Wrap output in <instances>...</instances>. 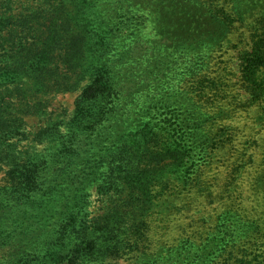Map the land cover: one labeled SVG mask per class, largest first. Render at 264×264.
Listing matches in <instances>:
<instances>
[{
	"label": "trees",
	"instance_id": "obj_1",
	"mask_svg": "<svg viewBox=\"0 0 264 264\" xmlns=\"http://www.w3.org/2000/svg\"><path fill=\"white\" fill-rule=\"evenodd\" d=\"M46 1L0 16V264H264V0H165L154 18L116 0L128 63L140 45L152 62L126 93L102 60L122 27L98 0ZM241 29L235 73L218 54ZM70 92L55 120L49 96ZM40 139L45 154L20 144ZM93 192L124 197L91 217Z\"/></svg>",
	"mask_w": 264,
	"mask_h": 264
},
{
	"label": "rangeland",
	"instance_id": "obj_2",
	"mask_svg": "<svg viewBox=\"0 0 264 264\" xmlns=\"http://www.w3.org/2000/svg\"><path fill=\"white\" fill-rule=\"evenodd\" d=\"M66 2H71V0H65ZM91 1V0H90ZM138 6L140 5V3H145V6H143L141 9L142 11H144L147 14H150L151 18H154L155 15L152 14V12L154 11V9H156V11H161V9L163 11H168V7L167 4L165 2V0H154L156 3H152L151 5H149L146 0H136ZM169 2H171L173 5L175 4L174 0H167ZM175 1H179L180 3L178 4V7L183 8L185 6V4L187 5V1L189 0H175ZM207 1V0H204ZM82 2V0H76V5H80ZM49 1L46 0H12L11 1V7L9 8V2L6 0H0V16H8V15H28L29 13L33 12V11H42L44 9V7L47 9V6H49ZM59 3V0H53L50 4V6L52 4L57 5ZM111 4L114 5L113 7H115L116 9V0H98L96 1V5L95 6H89V4H85L84 6H87L89 8V12L91 13V15L96 16V17H107V19H110V24H112V26L115 29H119L120 27H122V29L124 30V32L120 33V38L119 40L116 42V45L114 44V50L109 54L106 55L102 58V60H106V61H110V63L114 64L115 68L117 69H123L124 71H126L127 74H125V78L123 77V79L125 81H122L121 84V89L123 92H128L130 89H132V84H123L126 81L129 80H133L136 79L133 74H135L136 72H138V68L141 65H149L152 64V62H148L149 59H147L146 57H143L144 53L147 51V46H138L135 49V52L133 54V56H135L136 59V64L131 66V63H128V59L127 56L129 51V47L131 46L132 42L129 40V37H131V32L133 27H129L128 30L124 27V25L127 23L124 20V17H117V13H115V10H113V13L109 12V9L111 7ZM177 8V7H174ZM200 10H205L208 7H198ZM33 9V10H32ZM135 10V9H134ZM168 15V14H167ZM167 15H164V17H169ZM125 21V22H124ZM124 22V24H123ZM78 28H82V23L80 25L77 26ZM153 26L152 24H148V29H145L146 32V37L149 39V41L152 43L154 41V37L155 33L152 32ZM150 31V33H149ZM240 33H242V35L244 37L247 36L246 31L241 29L239 33H235L232 34L229 38V40L227 41V43L225 44V46L223 47L222 51L218 54L220 61L222 59H224L227 63H222L224 66L227 64L228 66H230L235 73H237V53H238V49L235 48V45H238L239 49L242 45V39L239 37ZM244 43H246V41H244ZM223 54V56H221ZM152 58V57H150ZM147 59V60H146ZM146 60V61H144ZM131 61V59H130ZM222 65V66H223ZM131 67H135L134 69H132ZM231 77H233L232 75H230ZM239 79V74H236V77H234V80L237 82V80ZM240 89V86H239ZM78 97V93H61V94H51L49 96V102H50V108L49 111L52 112L54 114L53 118L55 120H67L69 118H71V115L75 109V103ZM45 125V122H43L41 119L35 118V117H31L27 119V125H25L22 129L23 132H27L28 133H32L35 134L37 133L41 127H43ZM19 140V139H11L12 142ZM50 142H48V140L45 142L43 140H37V141H28V140H24L22 142H20L21 146H28L31 145L32 147H35V149H37L38 151H40L41 154H45L46 151H48V147L50 146L49 144ZM27 148V147H25ZM66 164L62 165V168H64ZM70 165V164H69ZM68 166V164H67ZM71 167V166H70ZM69 169V167H68ZM64 171V169H63ZM5 176V171L0 172V185L3 183V177ZM92 187H97V185H93ZM124 195L122 193H117L116 195L113 196V198L110 197H102V195L93 192L91 198H90V212H91V217H99L101 216L107 209L108 206L111 205V200L112 201H117L119 202V199L123 198ZM111 199V200H110ZM85 263V261H84ZM82 263V264H84ZM95 261H92L90 264H94ZM77 264V263H74ZM81 264V263H80ZM120 264H123L122 261H120Z\"/></svg>",
	"mask_w": 264,
	"mask_h": 264
}]
</instances>
